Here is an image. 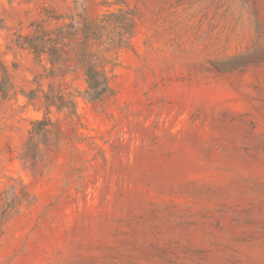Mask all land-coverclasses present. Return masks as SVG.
<instances>
[{
  "label": "rangeland",
  "instance_id": "obj_1",
  "mask_svg": "<svg viewBox=\"0 0 264 264\" xmlns=\"http://www.w3.org/2000/svg\"><path fill=\"white\" fill-rule=\"evenodd\" d=\"M0 264H264V0H0Z\"/></svg>",
  "mask_w": 264,
  "mask_h": 264
},
{
  "label": "trees",
  "instance_id": "obj_2",
  "mask_svg": "<svg viewBox=\"0 0 264 264\" xmlns=\"http://www.w3.org/2000/svg\"><path fill=\"white\" fill-rule=\"evenodd\" d=\"M130 21H131V24H129V26H127L126 28H122L123 32L121 34V37H123L126 34L133 33L134 22L132 20ZM99 30H100V26L96 25V29L94 30L95 32H92V33H95L96 35ZM90 32L91 31L87 29L86 40L91 38L92 33ZM121 43H123V38H121L119 44H115L113 49H115L116 47L118 48V46ZM84 68H85V75H86L88 88H89L88 89L89 96L93 100L101 99L109 89V77L104 67L98 66L96 64H87V65H84Z\"/></svg>",
  "mask_w": 264,
  "mask_h": 264
}]
</instances>
